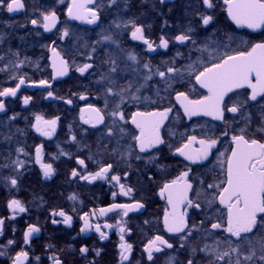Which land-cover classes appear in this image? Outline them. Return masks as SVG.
Wrapping results in <instances>:
<instances>
[{
  "label": "flooded vegetation",
  "instance_id": "1",
  "mask_svg": "<svg viewBox=\"0 0 264 264\" xmlns=\"http://www.w3.org/2000/svg\"><path fill=\"white\" fill-rule=\"evenodd\" d=\"M212 2L214 7L207 8L203 0H94L88 7L97 12L98 19L91 24L68 17L71 0H23L25 7L14 13L0 7V69H4L0 71V91L16 87L20 78L25 80L15 97H0L4 102L0 112V219L4 220L0 252L4 255H0V264H13L22 250L29 254L25 264H54L53 256L62 264H188L189 260L192 264H228L229 260L235 264L237 259L240 264H264L259 259L264 255V225L247 234L246 240L231 236L223 227L211 229L217 222L226 227V209L215 199L219 189L207 188L225 179L226 160L235 146L233 136L244 134L264 142V132L258 131L264 127V97L250 100L248 88L229 93L226 108L235 105L239 111L225 110L221 120L203 114L190 117L176 100L178 92L192 100L207 94L196 83L195 72L215 62V57L247 51L264 42V27L237 26L223 0ZM53 10L56 26L45 31L43 14ZM205 15L213 17L208 25L202 22ZM33 19L38 21L36 25L31 23ZM132 22L142 27L153 50L143 40L132 39ZM65 30L67 36H63ZM181 34L191 39L177 41L175 37ZM161 38L168 41L167 48L159 46ZM53 49L59 59L67 61L66 75L56 76ZM130 54L136 56L135 61L128 59ZM85 64L92 67L81 74L78 69ZM189 65L194 69L191 75ZM168 68L176 71L168 73ZM159 72H165V77ZM41 80L48 86H41ZM26 97L30 98L28 104L23 102ZM89 106L100 110L102 123L84 122L89 113L84 112L82 119L81 109ZM168 108L172 111L160 128L163 143L141 152L133 139L139 129L131 123L132 113ZM116 111L123 113L124 120L111 115ZM36 116L57 120L51 137L33 127ZM189 136L217 140L207 159L192 163L176 152ZM37 146L42 147L43 162L52 164L54 171L49 177L35 162ZM78 159L84 160V165H79ZM17 161H23L24 166L19 167ZM108 164L112 168L106 179H81ZM73 170L77 176L72 175ZM185 171L193 186L189 198L200 208L182 206L187 227L181 233H170L163 220L165 210L171 212V207L167 194L161 196L160 190ZM112 175L121 177L125 190L131 189L129 195L121 193L119 185L111 181ZM13 178L15 186L10 183ZM72 196L75 199L69 198ZM13 199L26 211L9 209L8 202ZM113 203H140L143 207L127 216L119 210L103 217L98 212L91 216L93 210ZM61 210L72 217L70 225L53 215ZM86 213L93 225H101L106 239L101 240L94 227L81 232V217ZM117 221L125 228L124 242L132 245L127 260H121L118 229L103 227ZM30 225L40 231L25 244L24 233ZM157 235L173 247L160 245L162 251H154L149 260L144 248ZM8 240L15 243L8 245ZM205 245L217 252L229 251L230 256L215 260L212 252L201 251ZM237 246L238 252H231ZM81 248L87 251L82 253ZM252 251L256 255L245 260Z\"/></svg>",
  "mask_w": 264,
  "mask_h": 264
},
{
  "label": "snow or ice",
  "instance_id": "2",
  "mask_svg": "<svg viewBox=\"0 0 264 264\" xmlns=\"http://www.w3.org/2000/svg\"><path fill=\"white\" fill-rule=\"evenodd\" d=\"M94 0H71V3L67 8V15L74 20H81L89 24L95 23L98 19L97 12L92 8H89V4H93ZM226 5V11L230 19L240 27H247L253 30L264 27V0H223ZM203 4L207 8H213L212 0H203ZM0 7H5L8 13H14L22 10L25 5L23 0H0ZM56 12L50 11L47 14H43V28L45 31H51L57 23ZM213 17L205 15L202 17L204 25H208L212 21ZM33 25L38 23L37 20L31 21ZM133 23V31L131 37L133 40H143L148 46L149 50H153L152 44L145 39L143 35V29L140 26H136ZM68 31L65 30L63 36H67ZM105 40L111 39L110 37H104ZM179 42L190 40L187 35L181 34L175 37ZM160 47L167 48L168 41L161 38ZM53 51V68L55 69L56 76H63L67 74V61L59 59V53L55 49ZM2 59V57H0ZM129 60L135 61V55H129ZM215 62L208 63L203 66L202 70L195 72L196 83L203 89L207 90V94L203 95L200 99L192 100L185 92H178L176 94V100L183 107L184 112L188 116L205 115L211 116L213 119L221 120L224 118V112L227 110L231 113L239 111L237 106L226 108V97L231 99L229 93H235L238 89L248 88L251 89L249 99L256 101L257 97H264V42H259L251 46L247 51H238L234 54H223L222 56L215 57ZM58 61V62H57ZM92 65L85 64L79 68L78 71L83 74ZM148 68V65H144ZM4 69H0L3 71ZM115 71V68L112 69ZM168 73L176 71L174 68H168ZM194 69L192 65H189L188 72L191 75ZM161 78L165 77V72H159ZM15 79V77H13ZM25 83L23 78L19 79V82L14 88H4L0 91V97H15L17 95L20 86ZM41 86H48V82L41 80ZM139 90V89H138ZM109 93L113 92L112 88H108ZM48 96H52V92H48ZM84 99L83 96L80 97ZM133 99L138 97L133 96ZM30 98L24 99V104H28ZM68 104L72 101L68 100ZM4 111V102L0 100V112ZM89 113V118L84 119V112ZM172 109L168 108L164 111L154 112H134L131 116V123L139 129V135L133 137L138 142L140 151L143 152L148 148L155 147L158 144H162L163 140L160 137V128L164 121L168 118L169 112ZM81 118L85 123H102L103 116L100 114V110L89 106L88 109H81ZM113 117H119L120 120H124L123 113L118 111L112 112ZM57 120H44L41 116H36V123L33 127L43 136L51 137L55 132ZM243 131V130H242ZM260 132H264V127L258 129ZM226 134V133H225ZM75 139V137H73ZM232 141L234 147L231 150V154L226 160V174L225 179L220 184H208V189L218 188L219 192L215 196L218 199L219 204L226 209V227L221 223H212L211 229L217 230L223 227V230L233 237L240 240L248 239L247 234L252 233L254 229L264 225V142L257 139H249L244 134L233 136ZM193 144H199L198 148H193ZM216 139H200L197 140L195 136H189L187 142L181 147L176 149V152L183 156L186 160L197 163L205 160L211 153V150L216 146ZM18 152H23V149H17ZM27 155V153H25ZM223 155V154H221ZM35 162L40 165L45 177H49L53 173V167L50 163H44L42 158V147L37 146L35 149ZM19 167H23V161L16 162ZM79 165H84V160L78 159ZM221 166L225 164V161H220ZM111 164L101 167L99 171L90 173L87 176H82L84 180H97L106 179L110 170ZM73 176H77L78 173L73 170ZM188 172H182L176 179L169 183H165L160 190L161 196L167 194V202L171 207V212L165 210L164 213V226L170 233H181L187 227L186 211H181V207L187 205L188 207L200 208V204L195 203L189 198V192L193 191V186L187 180ZM121 177L118 175H112L111 181L119 185L121 193L123 195H129L131 189L125 190L123 184L120 183ZM11 185L17 184L16 179H11ZM114 197L117 195L115 192L112 194ZM199 197L200 193H196ZM75 199V196L69 197ZM207 203L211 205L212 199L207 200ZM140 203L136 204H116L113 203L107 208H100L93 210L91 216L97 215L103 217L108 213L119 212L123 216H127L129 212L136 211L142 208ZM8 208L14 213L25 212V207L19 200H10L8 202ZM53 215H59L63 217V223L70 225L72 217L67 215L63 210ZM91 216L85 214L81 217L84 221V226L81 228V232H85L91 228H95V231L100 234V239H106V234L101 230L100 224L93 225ZM56 223V221H53ZM4 220L0 219V235H3ZM104 228H117L120 233L121 243L119 244L121 260H127L128 254L132 251V245L124 242L125 228L121 221H117L115 225L105 223ZM40 229L34 225H30L28 230L24 233V243L29 242V238L33 233L39 232ZM243 234V235H242ZM8 245L15 243L13 240H8ZM249 243L251 241L249 240ZM160 245H164L167 248H172L173 245L168 243L162 236H155L149 240L145 245L144 251L147 253L149 260L153 259V252L162 251ZM82 253L86 252V248H81ZM201 251L212 252L215 260H224L225 257L230 256L229 251L217 252L216 249L210 248L205 245ZM262 251H264V242H262ZM231 252H238V246L231 249ZM0 255H4L0 252ZM28 252L20 251L13 259V264H25L28 260ZM99 255V252H97ZM256 255L255 251H252L250 255L244 257L245 260H252ZM54 264H62V262L55 256L51 257ZM261 261H264V255L259 257ZM171 264V261H169ZM188 264H192L189 260ZM210 264L212 262L210 261ZM228 264H232L229 260ZM235 264H240V260L237 259Z\"/></svg>",
  "mask_w": 264,
  "mask_h": 264
}]
</instances>
